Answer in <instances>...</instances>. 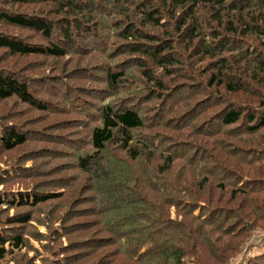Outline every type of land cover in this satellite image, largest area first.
<instances>
[{
    "label": "trees",
    "instance_id": "trees-1",
    "mask_svg": "<svg viewBox=\"0 0 264 264\" xmlns=\"http://www.w3.org/2000/svg\"><path fill=\"white\" fill-rule=\"evenodd\" d=\"M9 2L36 9L44 4L42 13L0 12L1 23L43 38V46L30 45L0 33V51L9 55L65 58L76 46V31L99 30L97 4L103 3L114 5V20L121 22L115 37L138 57L133 70L123 63L120 71H103L106 95L87 101L99 104L90 115L86 96L69 82L82 70L48 82L61 88L44 90V100L24 79L0 75V100L14 98L42 114L41 130H19L28 138L12 126L0 135V153L32 146L14 165L35 176L30 190L17 181L26 178L16 175L17 168L9 180L0 177L2 188L13 183L0 192V264H229L264 232V0H129L135 18L118 9L125 0ZM170 89L186 93L185 117L206 107L190 118L212 140L197 158L173 157L170 137L136 135L152 125L181 135L178 125L147 117ZM68 115L82 118V138L57 133L75 128L74 119H64ZM212 122L226 133H204ZM236 128L240 135L232 132ZM27 155L36 158L35 167L24 170ZM154 156L161 184L150 188L152 179L141 169ZM175 162L182 163L176 180L159 177ZM190 166H200V180H187ZM14 182L20 184L16 196ZM170 208L181 218L172 219ZM247 264H264V252Z\"/></svg>",
    "mask_w": 264,
    "mask_h": 264
},
{
    "label": "rangeland",
    "instance_id": "rangeland-1",
    "mask_svg": "<svg viewBox=\"0 0 264 264\" xmlns=\"http://www.w3.org/2000/svg\"><path fill=\"white\" fill-rule=\"evenodd\" d=\"M125 1L126 2H121L124 3V5L120 4L118 6V9H120L119 7L127 8V10L123 11L124 15L135 18L133 12H131L132 10H129L128 6H126L129 3L127 2L129 0ZM31 5L32 4L21 7L15 6V4H11L9 0H0V12L10 13L13 11V13H23L25 9H28L26 13H30L31 10L36 9L34 6ZM111 6V4L109 6H106L103 3L97 4L100 13H102L100 15L103 16V18H100V16L97 17L99 19V22H103L104 24H100L99 30L96 31L95 34L89 35L86 34V32H83L82 30L76 31L74 33L76 46L65 58H57L50 60L49 58L39 55L19 57L9 55L8 53L3 52L1 50L0 75L9 74L11 76L24 79L29 83V89L32 92L36 93L35 96L37 97V99L44 100V90L48 91L61 88L54 87L51 89V84L48 82H56V80L59 79L61 81H66L65 79H67V77H69L71 74L82 70L78 75V78L71 79L69 82L71 83V86L79 87L80 92H82L86 96L81 97L84 99L83 106H85L87 113H89L90 115V107H96L99 104L93 102L92 105L94 106H90L89 104H87L89 103L87 101H91L92 98L102 99L104 95H106V92L104 91V84L102 82L103 71L107 67L115 71H120L122 70V68H120L118 65H122L123 63H128V65H131L130 70H133V64L135 62L134 59L138 57L135 53L127 52L128 46L126 45V42L124 40L115 37L117 35V32L114 31L119 30L115 29L114 27L115 25L121 22L120 20H114L116 19V17L113 16V13L115 12L113 10L114 5L112 7ZM43 8L44 4H41L39 8L36 9V12L42 13L41 11L43 10ZM51 17H54L53 13L51 14ZM58 27L59 25H56V31ZM0 33H5L10 38L21 39L30 45H44L41 40L43 39L41 36L35 34L34 32L21 29L9 24L0 22ZM171 91L173 90H168L167 93H165L162 101L156 103V107H158L157 111L153 112L151 110V112L148 113L147 117H153L155 119L153 123H158L160 122V120H162V123L169 122L172 126L178 125L180 127L181 135L175 136L176 134L169 132L168 125L164 127V130L168 133H164L163 130L156 128V125H152L150 126V131L147 132L142 129L137 131L136 135H141L145 138H147V135H162L163 137H170V146L168 147V149L173 155V157H177L181 154L186 153L187 157L197 158L200 155L199 151L205 150V148L200 149L201 145H210L212 140L207 139L203 136V134L198 133L194 129L195 127L193 126L196 124L194 122H191L190 118L194 116V114H196L198 111H202L206 107H200L195 110L192 115L185 117V115L188 113L186 112L187 110H185L184 103V97L186 96V93L184 92V90H179L178 93H172ZM171 94H174L173 98H170L169 95ZM55 97L51 100L53 103L57 102ZM234 98L240 101V96ZM163 104H166V107H162L161 105ZM213 111L214 110H208L207 116H211L213 114ZM41 115V112L33 111L27 108L25 105L18 103L14 98L0 100V135L3 133L5 127L12 126L17 129V132L26 135V138H28V135L25 132H21L19 130H41L42 127L39 124ZM64 119H74L72 125L70 126H74L75 128L71 130H60L59 132H57L59 135H80L81 138L84 136L80 132V126H82V124H80V122L78 121H83L80 116L77 117L75 115H68ZM25 120H30L29 122H27L26 128L23 127L24 125L21 122ZM68 125L69 124H63L62 127L66 128ZM188 127L192 129L188 130V135H186L184 132ZM226 129L228 128L220 127V129H217V127H215V122H212L211 126L204 128L202 131L204 133L210 132L224 134L227 131ZM69 131H72L73 133L69 134ZM232 132L236 133V135H240L241 133V131H239V129L237 128L234 129ZM261 133H263V131L258 132L256 135H261ZM259 137L262 141L263 135ZM30 139L38 141V138ZM37 147L39 146L36 145V147L33 148L32 151H36ZM30 149H32V146L29 144L25 148L20 147L10 152L2 151L0 153V177L7 176L6 178H3V180H9L13 175H15V168H17L14 165L15 162L17 161L18 157L22 155L23 152L30 151ZM23 159H25L26 161L24 170L31 168L36 161V158L31 155L24 156ZM158 166H160V163L156 156H154L150 161H147L146 165L142 166L141 172L143 173V175H146L152 179L149 183L150 188H155L161 184V180H159L160 178L157 177ZM19 167L22 168L23 165L19 164ZM180 167H182V163L175 162L168 173L159 177H163L164 179L168 180H174L177 175V169H179ZM199 167L200 166L185 167L186 178L188 181L193 182L195 180L201 179L203 172L201 173ZM16 175L26 176L24 180L17 181L20 182L27 190H30L29 187L31 184H33V179L35 178L34 174L31 172H22L19 170V168H17ZM153 177L155 178L153 179ZM209 179V182L211 181V185L215 184L216 179L214 176L213 178ZM14 185L15 186L13 190L11 189L13 192L20 189V186H18L20 184L14 182ZM9 186H13V183L11 181H7L4 188L0 186V192L3 189L7 190ZM147 191V195L152 193L149 191V189ZM12 195L16 196L17 194L16 192H14L12 193ZM216 195H218V193ZM225 199L226 197L224 198V201ZM199 212V210L195 211L194 215H198ZM169 215L174 220H176L177 218H181L180 214L176 212L174 208L169 209ZM263 252L264 232L255 233L254 236H252L250 240H248L241 253L236 256L229 264H247L248 261L253 258L254 255H259ZM9 264L11 263L9 262Z\"/></svg>",
    "mask_w": 264,
    "mask_h": 264
}]
</instances>
